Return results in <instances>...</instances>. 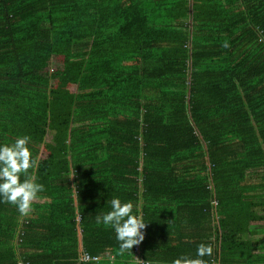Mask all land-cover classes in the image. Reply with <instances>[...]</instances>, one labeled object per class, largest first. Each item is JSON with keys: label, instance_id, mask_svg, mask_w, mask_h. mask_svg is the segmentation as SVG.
Listing matches in <instances>:
<instances>
[{"label": "trees", "instance_id": "16d2710c", "mask_svg": "<svg viewBox=\"0 0 264 264\" xmlns=\"http://www.w3.org/2000/svg\"><path fill=\"white\" fill-rule=\"evenodd\" d=\"M25 135L45 191L0 202V264H139L113 198L143 261L264 264V0H0V145Z\"/></svg>", "mask_w": 264, "mask_h": 264}, {"label": "clouds", "instance_id": "9594fccd", "mask_svg": "<svg viewBox=\"0 0 264 264\" xmlns=\"http://www.w3.org/2000/svg\"><path fill=\"white\" fill-rule=\"evenodd\" d=\"M223 46L229 47L227 43ZM30 141L31 137L25 135L17 137L11 144L0 145V202L16 207L21 218L30 214L33 203L45 191L44 185L37 182L39 157L33 156L29 147ZM108 206L109 211L95 216L96 223L114 230L121 254L132 253V249L145 240L144 230L148 227L139 205L135 206L137 214H134L133 203L122 202L119 198L108 201ZM212 256L213 247L200 244L195 258L181 256L172 264H214L204 259ZM17 264H23L19 256ZM139 264L145 262L139 261Z\"/></svg>", "mask_w": 264, "mask_h": 264}, {"label": "built area", "instance_id": "2783aa9c", "mask_svg": "<svg viewBox=\"0 0 264 264\" xmlns=\"http://www.w3.org/2000/svg\"><path fill=\"white\" fill-rule=\"evenodd\" d=\"M79 220H80V218H79ZM140 245H138V246H136V248H135V259L138 261H143L142 259H140L141 257H140V254H141V252H140ZM140 257V258H139ZM84 261H90V260H93V261H98V257H91V255H89V254H85L84 255V257L82 258ZM143 262H145V264H151L150 262H148V261H143Z\"/></svg>", "mask_w": 264, "mask_h": 264}]
</instances>
